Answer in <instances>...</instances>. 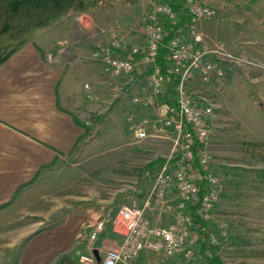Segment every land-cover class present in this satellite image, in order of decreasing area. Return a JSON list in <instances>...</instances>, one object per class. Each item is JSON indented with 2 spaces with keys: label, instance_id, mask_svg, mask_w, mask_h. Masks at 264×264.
<instances>
[{
  "label": "rangeland",
  "instance_id": "obj_1",
  "mask_svg": "<svg viewBox=\"0 0 264 264\" xmlns=\"http://www.w3.org/2000/svg\"><path fill=\"white\" fill-rule=\"evenodd\" d=\"M205 1L216 13L200 21L197 29L203 48L224 52L225 73L206 82L196 71L190 76L188 87L199 102L216 104L212 129L218 135L219 147L211 146L210 152L219 194L209 230L218 240L205 242L199 237L192 264H264V163L256 161L247 148L251 145V152L257 154L256 144L264 139V0ZM85 23L79 16L70 41L58 39L50 50L46 49L45 58H56L58 48L70 54L75 40L83 42L82 53L91 58V41L107 40L92 35L94 28ZM209 54L217 57L215 52ZM92 61L95 64L88 70L94 73L92 78L86 72L79 73L81 96L98 109H87L83 116L85 133L74 156L22 183L16 197L12 198L17 189L0 205V264H12L34 232L52 227L74 213L84 214L86 219L67 253L75 251L85 264H99L97 255L102 257L96 251V240L111 227L105 226L94 241L89 238L92 226L113 214L123 199L142 196L155 172L144 166L152 159L158 166L165 159L172 130L166 131L167 136L145 139H138L134 133L135 118L153 112L151 107L142 108L131 100L133 95L147 92L149 70L145 64L129 75L131 81L121 85L114 80L117 75L103 63ZM155 203L162 205L153 201L151 206ZM160 220L155 223H167ZM78 239L82 240L80 244ZM83 255H89L91 260Z\"/></svg>",
  "mask_w": 264,
  "mask_h": 264
},
{
  "label": "crops",
  "instance_id": "obj_2",
  "mask_svg": "<svg viewBox=\"0 0 264 264\" xmlns=\"http://www.w3.org/2000/svg\"><path fill=\"white\" fill-rule=\"evenodd\" d=\"M150 2L0 0V205L9 200L20 184L29 182L36 174L47 172L51 165L74 156L83 138V116L87 109H98L94 103L90 106L81 96L83 84L79 73L94 76L88 70L95 64L93 59L82 53L83 42L75 40L70 48L72 54L61 52L63 49L58 48L57 57L51 60L45 58L46 49L50 50L58 39L68 41L75 34L74 27L79 16L86 20V25L94 28L90 31L94 32L92 35H98L102 40L121 36L131 43H144L142 16ZM94 21L101 25H95ZM102 31L105 33H100ZM130 74L117 75L114 80L123 85L131 81ZM212 132L209 150L211 146L215 149L219 147L218 135L213 129ZM247 146L255 160L264 163V139L256 144L257 154L251 152V145ZM160 164L154 166L156 162L152 159L144 169L154 171ZM149 185L146 183L142 196L123 199L121 204L143 205L152 183ZM174 191L173 188L169 190L167 196L170 197ZM155 204L147 210L154 223L161 219L167 223L159 225H167L174 220V209L169 207V204L175 205L173 202ZM111 215L108 214V217ZM85 219L84 214L74 213V216L61 219L52 227L45 226L34 232L12 264H85L79 261L75 251L67 253L76 242ZM106 226L111 228L100 238L98 236L95 243L101 261L105 252L117 248L122 240V235L112 224ZM78 241L80 244L82 240ZM89 250L88 247L85 252ZM156 257L155 253L145 249L132 260V264H142Z\"/></svg>",
  "mask_w": 264,
  "mask_h": 264
},
{
  "label": "built area",
  "instance_id": "obj_3",
  "mask_svg": "<svg viewBox=\"0 0 264 264\" xmlns=\"http://www.w3.org/2000/svg\"><path fill=\"white\" fill-rule=\"evenodd\" d=\"M186 3L191 12L186 36L175 33L164 42L168 34L164 21L167 19L175 24L177 15L168 2L151 0L142 16L144 43H131L121 36L106 42L96 38L91 41V58L103 63L112 74H130L139 70L141 63L149 70L147 92L133 95L132 102L151 107L153 112L150 116L135 118L136 137L166 136L169 129L173 133L169 150L154 172L143 205L122 203L114 214L99 219L92 226L90 240L97 239L108 223L122 235L119 246L108 249L100 264H132V260L145 249L157 257L142 264H192L200 241L197 234L199 221L211 219L218 200V180L211 168L213 158L208 149L216 104L195 99L188 81L196 71L206 82L222 76L225 54L220 49L203 48L202 36L197 29L200 21L215 15V8L205 0H186ZM162 46L167 53L164 62L160 63ZM211 52L217 53V57L209 54ZM173 74L178 76L174 95L163 98L167 75ZM86 87L90 89V84L86 83ZM169 188L175 190L170 197L167 196ZM153 201L173 202L175 205L169 204V207L174 209V220L167 225L154 223L147 213ZM202 238L212 243L218 240L210 230ZM83 258L91 260L89 255H83Z\"/></svg>",
  "mask_w": 264,
  "mask_h": 264
},
{
  "label": "trees",
  "instance_id": "obj_4",
  "mask_svg": "<svg viewBox=\"0 0 264 264\" xmlns=\"http://www.w3.org/2000/svg\"><path fill=\"white\" fill-rule=\"evenodd\" d=\"M171 4L173 9L176 12L177 15V22L175 24L170 23L167 19H165L164 24L166 25V28L168 30L167 37L165 38L166 42L168 40V36L173 35L175 33H180L186 36L187 27L189 22L191 21V12L189 10V7L186 3V0H163ZM167 53V50L164 46L160 48V55H159V62H164V55ZM168 81L166 85V91L163 94V98H168V95L172 96L174 95V89L178 82V76L176 75H167ZM85 133V132H84ZM84 133L82 134V137L84 136ZM150 169V168H149ZM261 170L264 171V167H261ZM152 172L153 169H150ZM23 184L19 185L17 188V191L12 196V198L16 197L17 193L22 189ZM200 225L197 228V234L199 237H205L208 234L209 231V221L208 220H200ZM207 247V244H205ZM204 247V245H203ZM207 253V251H206ZM214 254V252H213ZM217 262H221L218 261Z\"/></svg>",
  "mask_w": 264,
  "mask_h": 264
},
{
  "label": "water",
  "instance_id": "obj_5",
  "mask_svg": "<svg viewBox=\"0 0 264 264\" xmlns=\"http://www.w3.org/2000/svg\"><path fill=\"white\" fill-rule=\"evenodd\" d=\"M95 253H96V251H95ZM96 255H97V253H96ZM98 256V262H101V258L99 257V255H97Z\"/></svg>",
  "mask_w": 264,
  "mask_h": 264
}]
</instances>
